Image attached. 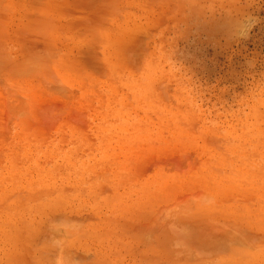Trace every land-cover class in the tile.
Here are the masks:
<instances>
[{
  "label": "rangeland",
  "instance_id": "rangeland-1",
  "mask_svg": "<svg viewBox=\"0 0 264 264\" xmlns=\"http://www.w3.org/2000/svg\"><path fill=\"white\" fill-rule=\"evenodd\" d=\"M0 264H57L53 0H0Z\"/></svg>",
  "mask_w": 264,
  "mask_h": 264
}]
</instances>
